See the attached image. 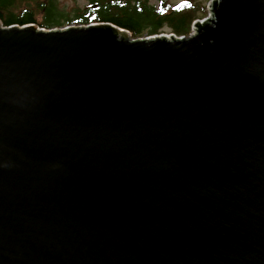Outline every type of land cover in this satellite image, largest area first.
Wrapping results in <instances>:
<instances>
[{
    "label": "water",
    "instance_id": "water-1",
    "mask_svg": "<svg viewBox=\"0 0 264 264\" xmlns=\"http://www.w3.org/2000/svg\"><path fill=\"white\" fill-rule=\"evenodd\" d=\"M213 3L183 38L0 21V264H264V0Z\"/></svg>",
    "mask_w": 264,
    "mask_h": 264
},
{
    "label": "trees",
    "instance_id": "trees-1",
    "mask_svg": "<svg viewBox=\"0 0 264 264\" xmlns=\"http://www.w3.org/2000/svg\"><path fill=\"white\" fill-rule=\"evenodd\" d=\"M158 1L156 5L151 0H91L88 8H78L72 19L60 10L58 0H0V20L5 26L38 24L46 29L74 22L110 23L129 30L133 38L162 34L165 28L174 35L188 36L199 20L200 5L193 1L179 5L169 0Z\"/></svg>",
    "mask_w": 264,
    "mask_h": 264
},
{
    "label": "rangeland",
    "instance_id": "rangeland-1",
    "mask_svg": "<svg viewBox=\"0 0 264 264\" xmlns=\"http://www.w3.org/2000/svg\"><path fill=\"white\" fill-rule=\"evenodd\" d=\"M173 5H179L181 3L187 2V1H193L195 4H199L200 5V13H199V20H205L210 18V11L209 9L211 8V5L213 2H215L216 0H169ZM91 0H58V4H59V8L62 12H64L66 15L71 16L70 18L74 19V12L77 11L78 8L85 9L88 8L89 4H90ZM152 4H156L158 5V0H151ZM38 22H42V16L38 17ZM38 28H40V25H36ZM70 26H79V24L77 23H72ZM65 27V26H64ZM62 27V28H64ZM55 29V28H54ZM196 30V28H193L194 32ZM171 30L169 28H165L163 30V35L165 36H170L171 35ZM147 37V36H145ZM143 37V38H145Z\"/></svg>",
    "mask_w": 264,
    "mask_h": 264
},
{
    "label": "bare ground",
    "instance_id": "bare-ground-1",
    "mask_svg": "<svg viewBox=\"0 0 264 264\" xmlns=\"http://www.w3.org/2000/svg\"><path fill=\"white\" fill-rule=\"evenodd\" d=\"M82 20V19H81Z\"/></svg>",
    "mask_w": 264,
    "mask_h": 264
}]
</instances>
